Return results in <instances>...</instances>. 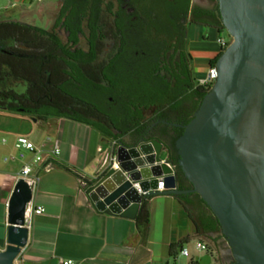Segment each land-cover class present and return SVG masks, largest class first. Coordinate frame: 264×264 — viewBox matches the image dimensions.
<instances>
[{
	"label": "water",
	"instance_id": "1",
	"mask_svg": "<svg viewBox=\"0 0 264 264\" xmlns=\"http://www.w3.org/2000/svg\"><path fill=\"white\" fill-rule=\"evenodd\" d=\"M218 7L231 42L217 59L215 81L175 140L192 188L178 187L158 141L128 146L121 140L105 152L87 193L97 209L120 213L139 209L143 198L196 192L218 219L236 264H264V0H218ZM158 179L162 191L155 190ZM113 184L122 189H110ZM33 191L24 178L12 186L0 264H15L27 242Z\"/></svg>",
	"mask_w": 264,
	"mask_h": 264
},
{
	"label": "flooded vegetation",
	"instance_id": "2",
	"mask_svg": "<svg viewBox=\"0 0 264 264\" xmlns=\"http://www.w3.org/2000/svg\"><path fill=\"white\" fill-rule=\"evenodd\" d=\"M219 17L218 0H50V88L87 107L86 118L122 125L125 118H157L121 140L128 146L156 140L164 158L175 153L176 132L195 112L198 87H209L197 78L211 59L198 66L191 51L210 30L226 32L215 23ZM60 111L50 107V118H65ZM214 234L226 244L224 251L217 244L221 264H233L221 232L205 237L213 242Z\"/></svg>",
	"mask_w": 264,
	"mask_h": 264
},
{
	"label": "crops",
	"instance_id": "3",
	"mask_svg": "<svg viewBox=\"0 0 264 264\" xmlns=\"http://www.w3.org/2000/svg\"><path fill=\"white\" fill-rule=\"evenodd\" d=\"M191 53L201 66L203 57L213 59L217 56L218 45L199 39L197 48ZM200 71L198 67L199 74ZM14 115L19 117L16 119L28 122L29 129L23 134H28L37 144L46 136L41 133L44 125L49 127L53 123L50 119L39 122L27 116ZM56 120L58 124L64 123L71 136L65 140L57 136L60 155L53 162L36 168L39 181L33 191L32 205H42L44 212L30 213L27 242L16 257L15 264H61L62 260L67 259L72 260L73 264H167L174 260L200 264L189 251L187 256L180 254V249L185 245H179V242L193 236L197 238L196 242L205 244V249L213 253L217 251L218 239L215 234L213 244L209 239L205 241L195 235L192 221L174 195L148 198L150 218L144 231L138 228L135 220L138 212L136 205L121 208L120 213L97 209L87 193V182L102 163L105 152L118 147V141L108 139L84 123L67 118ZM68 121L95 130L97 136L94 144L96 150L102 153L98 166L83 165L82 171L75 168L80 155L89 156L87 140L92 136L86 134L80 138L76 133L80 128L71 126ZM17 133L21 131L0 123V247L5 244L10 195V186L4 176L16 172L23 163L21 160L3 161L5 155L14 152L13 140ZM123 139L127 137L123 136ZM110 189L120 191L122 184L110 185ZM175 213L181 223L177 229L172 221Z\"/></svg>",
	"mask_w": 264,
	"mask_h": 264
},
{
	"label": "trees",
	"instance_id": "4",
	"mask_svg": "<svg viewBox=\"0 0 264 264\" xmlns=\"http://www.w3.org/2000/svg\"><path fill=\"white\" fill-rule=\"evenodd\" d=\"M215 23L219 28L224 29L220 17L215 20ZM220 54L221 52H218L217 56L209 61V65H215ZM171 59L172 57L169 60ZM5 78L24 82L25 88L22 91L12 87L0 89V110L28 116L35 121L43 122L50 119V107L55 110L59 108L62 111L56 115L84 123L107 138L121 141L126 134L139 136L150 122L157 119L125 118V124L122 125L116 118H86L87 107L69 102L65 96L61 95L66 93L59 88H50V29L19 20H0V82ZM210 87L206 89L198 87V105L193 110L198 108ZM177 104L174 107L179 108ZM191 117L184 119V124ZM105 125L112 127L116 133H111ZM182 132L183 130L179 129L174 138L179 137ZM176 150L177 148L175 153H168L166 157L174 166L178 187L190 189L192 184L178 164L179 155ZM174 197L192 221L195 235L207 236L221 232L218 219L198 193L189 192L174 195ZM149 218L148 198H143L135 218L141 231H144L149 224ZM185 241H180L179 245ZM233 264H236L234 260Z\"/></svg>",
	"mask_w": 264,
	"mask_h": 264
},
{
	"label": "rangeland",
	"instance_id": "5",
	"mask_svg": "<svg viewBox=\"0 0 264 264\" xmlns=\"http://www.w3.org/2000/svg\"><path fill=\"white\" fill-rule=\"evenodd\" d=\"M55 0H52L54 2ZM4 19H13V20H19L25 23L37 25L46 29L50 28V0H0V20ZM210 37L209 42L211 44H214L216 42V38L218 36H221L225 39H228L229 36L225 31L221 32H215V31H209ZM199 77H202L203 74H198ZM6 87H12L16 89L17 91H22L25 88V83L20 81H13L11 78H5L3 81L0 82V89L6 88ZM1 111V110H0ZM4 112V111H1ZM24 116V115H22ZM28 117V116H27ZM19 117H16L13 113L5 112L0 113V123L8 124L12 126L14 129H19L21 133H24L29 129L28 122L22 121L19 119H16ZM50 121L53 123L48 127L44 125V128L42 130V135H51L53 137L61 138V139H68L71 136V132L67 131L66 128H64V123L57 122L56 118H50ZM70 122L71 126L76 125L78 128H80L79 132L76 131V133L79 134L80 138L87 134H91V138L89 137L87 140V148L89 149V156L80 155L79 163L75 167L77 170L82 171L83 165H86L88 167L90 166H98L102 160V153L100 151L96 150L95 147V136H97V133L95 130L87 129L88 127H85L86 125L75 123L73 121ZM51 123V122H50ZM78 124V125H77ZM88 132V133H87ZM74 133V132H73ZM167 211H170V208L167 209ZM173 211H176L173 208ZM186 220V219H185ZM173 225L174 228H180L181 223H179V219L177 214L175 213L173 215ZM219 235L215 234V238H218ZM201 239H208L205 236H200ZM196 240L197 238L190 237L189 240L183 242V245L188 249L189 253L197 259L200 264H221L222 257L220 255V252L217 250L215 253L211 252L209 249H198L196 247ZM213 244L211 240H209ZM218 249L221 251H224V248L226 247V244H223L222 238H219L218 241ZM215 258V259H214ZM225 261V258L224 260Z\"/></svg>",
	"mask_w": 264,
	"mask_h": 264
},
{
	"label": "built area",
	"instance_id": "6",
	"mask_svg": "<svg viewBox=\"0 0 264 264\" xmlns=\"http://www.w3.org/2000/svg\"><path fill=\"white\" fill-rule=\"evenodd\" d=\"M231 42V37L225 39L221 36L216 38V43L218 45V52H222ZM217 77L216 65H209L206 69L205 75L197 78V83L199 85L212 86L213 82ZM5 141V139H3ZM13 153L7 154L3 157L4 162H9L13 160H21L23 163L19 169L11 174H5L4 179L10 186V191L14 182L19 178H24L31 180L34 184V188L39 181L38 174L36 172L37 167H42L47 165L49 162H53L60 155L59 140L51 135H46L40 144L35 143L28 134L17 133L14 135L13 140ZM109 154L105 153L103 160L108 158ZM167 165L171 168L174 166L165 159ZM136 191L140 194H145L147 191H142L139 184L136 182L133 184ZM155 190H164V184L162 179H158L157 187ZM44 212V207L42 205H31L30 213L32 214H42ZM196 247L198 249H205L206 246L202 242H196ZM180 254L183 256L188 255V249L182 247L180 249ZM61 264H73L70 259L62 260ZM167 264H193L192 261L181 262V261H171Z\"/></svg>",
	"mask_w": 264,
	"mask_h": 264
}]
</instances>
